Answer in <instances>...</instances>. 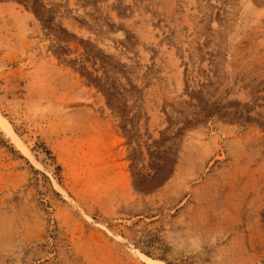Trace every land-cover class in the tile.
Masks as SVG:
<instances>
[{"label": "rangeland", "instance_id": "rangeland-1", "mask_svg": "<svg viewBox=\"0 0 264 264\" xmlns=\"http://www.w3.org/2000/svg\"><path fill=\"white\" fill-rule=\"evenodd\" d=\"M0 114V264H264V0H0Z\"/></svg>", "mask_w": 264, "mask_h": 264}, {"label": "bare ground", "instance_id": "bare-ground-1", "mask_svg": "<svg viewBox=\"0 0 264 264\" xmlns=\"http://www.w3.org/2000/svg\"><path fill=\"white\" fill-rule=\"evenodd\" d=\"M0 127L7 133V135L11 138V140L22 150V153L25 154V156L34 163L35 161L32 159V156L29 155L28 151L22 146L20 140L18 139L17 135L14 133L11 125L9 122L0 114ZM58 190H60L58 187H56ZM137 255L139 258L144 261L146 264H164L160 260H156L153 258H150L138 251Z\"/></svg>", "mask_w": 264, "mask_h": 264}]
</instances>
